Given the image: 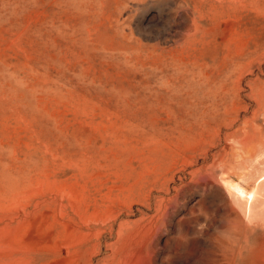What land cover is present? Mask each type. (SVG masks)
<instances>
[{
	"label": "rangeland",
	"instance_id": "rangeland-1",
	"mask_svg": "<svg viewBox=\"0 0 264 264\" xmlns=\"http://www.w3.org/2000/svg\"><path fill=\"white\" fill-rule=\"evenodd\" d=\"M264 0H0V264H264Z\"/></svg>",
	"mask_w": 264,
	"mask_h": 264
},
{
	"label": "bare ground",
	"instance_id": "bare-ground-1",
	"mask_svg": "<svg viewBox=\"0 0 264 264\" xmlns=\"http://www.w3.org/2000/svg\"><path fill=\"white\" fill-rule=\"evenodd\" d=\"M241 140L243 143L250 142L251 140H259L261 142L264 141V135L262 133V130L259 131V134H255L250 131H245L243 136L241 137Z\"/></svg>",
	"mask_w": 264,
	"mask_h": 264
}]
</instances>
